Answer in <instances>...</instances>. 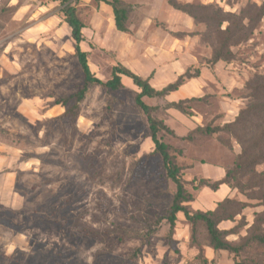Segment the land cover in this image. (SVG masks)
Here are the masks:
<instances>
[{"label": "rangeland", "instance_id": "374dc122", "mask_svg": "<svg viewBox=\"0 0 264 264\" xmlns=\"http://www.w3.org/2000/svg\"><path fill=\"white\" fill-rule=\"evenodd\" d=\"M121 1L132 6L125 32L115 28L109 5L70 0L84 25L80 48L91 72L106 81L122 65L157 90L185 74L177 90L143 101L174 133L159 136L192 196L186 205L207 211L225 197L245 202L233 221L218 225L236 227L226 239L244 243L255 227L264 230V220L257 221L264 206L226 185L194 186L220 180L240 145L231 140L229 148L220 140L229 135L196 127L232 121L247 101L245 81L264 74V16L250 39L230 47L231 61L211 63L220 33L210 9L194 10L195 22L168 0ZM175 1L253 18L258 10L251 5L264 3ZM61 7L60 0H0V264H264L263 245L236 256L214 251L202 225L192 242L182 213L169 239L165 217L175 185L161 157L150 154L148 124L134 103L139 89L130 79L122 77L114 91L89 85L76 115L64 114L84 80ZM193 78L197 83H187ZM177 102L187 114L172 106Z\"/></svg>", "mask_w": 264, "mask_h": 264}, {"label": "trees", "instance_id": "16d2710c", "mask_svg": "<svg viewBox=\"0 0 264 264\" xmlns=\"http://www.w3.org/2000/svg\"><path fill=\"white\" fill-rule=\"evenodd\" d=\"M96 1L105 3L111 7L114 25L118 31H127L125 24L127 21V11L132 7L130 4L124 3L121 0ZM168 2L175 9L188 14L195 22L198 18L194 10L201 9L207 11L210 9L208 16L212 21L217 22L211 23L215 24V30L220 33L217 47L212 51L211 63H216L220 60L225 62L231 61L233 52L230 47L238 45L241 41L250 39L253 27L257 22L256 20H260L264 16V3L259 6L255 4L251 5L258 10L257 17L253 18L246 14L236 16L231 13H224L221 10L215 11L211 5L181 4L175 0H168ZM60 3L63 20L70 29V34L74 41L75 55L84 80L83 87L72 95L73 98H68H72L74 103L66 108L64 114H69L72 118L76 115L78 104L84 99L89 85H99L114 91L123 87L122 76L129 78L139 89L134 97V103L142 111L148 124L150 139L154 146L150 154H158L161 157L165 174L175 185L172 202L165 217L169 225V239L172 237L177 213H182L185 221L191 226L190 238L192 242L196 243L198 226L202 225L207 234L208 245L214 251L223 250L231 252L236 256L249 246H252V244L264 246V230H259L258 226L255 227L256 230L251 236L241 244H233L226 239L227 234L235 232L236 227L232 229H220L218 227L223 221H233L241 213V210L247 206L245 202L225 197L213 209L207 211L191 210L186 205V203L192 200V196L186 191L184 181L178 173L179 168L168 153L167 145L159 136L160 131H166L171 135L174 133L161 120L153 117L152 113L156 110V106L146 104L143 101V97L164 96L169 92L177 90L183 84L185 74L180 75L174 82L167 84L160 90L153 88L149 84L148 79L141 78L122 65L113 67L108 80L103 81L97 78L88 66L86 52L80 48V42L83 40L82 28L84 25L77 17L76 8L71 4L70 0H60ZM249 12L250 10L248 9L246 13ZM243 19L247 20L246 24L243 23ZM224 21L228 22V25L224 29H221L220 25ZM189 78H192V76ZM244 86L247 90V101L232 121L224 123L221 126L207 124L196 127L199 133L205 135L215 133L219 134V136L223 133L229 135L230 139L228 141L221 138V142L230 148L231 140H234L240 145V152L235 156L232 166L225 170L224 176L220 180L210 183L205 179H200L194 186H207L215 191L221 184H226L230 189H237L247 199L256 200L260 202V205L264 206V74L259 72L253 73L245 81ZM68 99L66 100L68 101ZM66 100H61L59 103L62 106H66L68 104ZM171 104L182 113H188L183 108L181 102ZM187 136L190 138V135ZM258 166H262V169L258 170ZM263 217L262 214L258 215L257 221L264 220ZM202 262L203 264H207L206 259H202Z\"/></svg>", "mask_w": 264, "mask_h": 264}, {"label": "crops", "instance_id": "0c3cea01", "mask_svg": "<svg viewBox=\"0 0 264 264\" xmlns=\"http://www.w3.org/2000/svg\"><path fill=\"white\" fill-rule=\"evenodd\" d=\"M122 77H124V76H122ZM128 79H129V78H128ZM187 83H197V79H196V78H193V79L189 80ZM154 106H155V105H154ZM155 111H156V110H155ZM155 111H154V112H155ZM221 185H226V184H221ZM221 185H220V186H221ZM220 186H219V187H220ZM226 186H227V185H226ZM219 187H218V188H219ZM227 187H228V186H227ZM215 191H216V190H215Z\"/></svg>", "mask_w": 264, "mask_h": 264}]
</instances>
